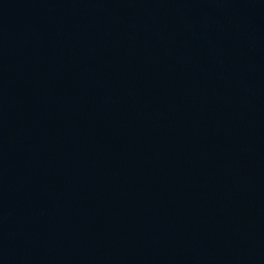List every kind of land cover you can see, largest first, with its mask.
<instances>
[{
	"label": "water",
	"instance_id": "95a60500",
	"mask_svg": "<svg viewBox=\"0 0 264 264\" xmlns=\"http://www.w3.org/2000/svg\"><path fill=\"white\" fill-rule=\"evenodd\" d=\"M0 264H264V0H0Z\"/></svg>",
	"mask_w": 264,
	"mask_h": 264
}]
</instances>
